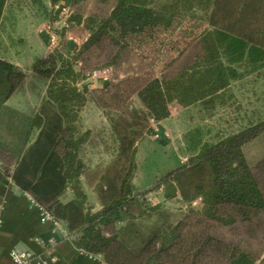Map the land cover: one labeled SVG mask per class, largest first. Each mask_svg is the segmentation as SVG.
<instances>
[{"label": "trees", "instance_id": "obj_1", "mask_svg": "<svg viewBox=\"0 0 264 264\" xmlns=\"http://www.w3.org/2000/svg\"><path fill=\"white\" fill-rule=\"evenodd\" d=\"M30 1L45 9V3L54 8L63 0ZM82 1L70 0L68 24L75 22L93 30L76 55L66 56L59 47L34 62L29 85L39 92L40 103L23 116L24 127L15 132L16 141L0 140V168L11 174L18 188L65 223L78 250L100 256L105 264H264V249L256 254L210 231V224L231 226L256 217L264 236V157L251 167L243 153L245 145L264 133V121L216 143L193 145L199 150L187 169L182 166L171 171L163 183L166 199L177 193L186 202L199 198V216L186 215L174 227L150 236L134 252L121 241L117 229V224L129 219L131 205L136 201L147 205L140 194L133 195L130 172L123 177L113 174L115 183L98 190L102 208L97 212L87 205L81 187L80 177L86 169L82 152L90 133H81L77 123L88 90L77 87L84 76L75 68L77 60L90 49L102 47L105 39L115 49L111 56L115 61L126 49L125 37L146 28H167L176 17L200 9L207 14L211 28L200 37V52L193 62L175 75L142 80L131 94L140 101L145 116L155 122L169 117V105L174 101L183 107L198 103L213 107L231 82L239 79L238 67H249L251 73L264 67V0H115L107 16H88L84 22L81 16H72V8ZM6 3L0 0V25ZM228 12L230 17L221 19V27H217L219 16ZM27 81L19 66L0 58V115L12 112L5 108L6 103ZM111 87L119 91L120 83L108 82L101 93L107 94ZM96 101L104 111L110 109L103 99ZM111 123L119 155L129 150L131 162L133 143L142 136L131 140L130 134L122 135L117 124ZM183 185L193 187L190 196ZM67 191L72 199L63 203Z\"/></svg>", "mask_w": 264, "mask_h": 264}, {"label": "rangeland", "instance_id": "obj_2", "mask_svg": "<svg viewBox=\"0 0 264 264\" xmlns=\"http://www.w3.org/2000/svg\"><path fill=\"white\" fill-rule=\"evenodd\" d=\"M66 1L54 8L45 3L44 9L30 0H7L0 25V58L18 63L28 81L22 91L6 103L5 108L14 114L4 111L0 115V140L16 141L18 132L24 127L23 116L35 110L40 103L39 92L31 90L29 85L34 62L59 47L66 56L76 55L93 30L75 22L68 24L70 2ZM114 2L84 0L72 8V16H81L83 22L88 16L105 17ZM58 6L61 9L66 7L68 12L56 9ZM226 17H230L229 12L219 16L216 26L221 27V19ZM210 28L207 14L194 9L176 17L167 28H146L141 33L125 37L123 44L126 49L115 61L111 58L115 49L109 39L104 40L102 47L90 49L76 61V70L84 76L77 87L88 90L87 101L77 123L81 133H90L82 152L86 165L83 174H89L84 182L93 187L97 202H91L99 203L101 209L98 190L102 191L106 183H115L113 174L123 177L130 172L133 195L140 194L147 205L136 201L131 205L129 219L117 224V229L120 230L121 241L134 252L150 236L174 227L186 215L199 216L202 210L199 198L186 202L177 193L174 198L166 199L163 183L171 171L182 166L187 169L190 158L199 150V146L193 145L197 142L216 143L264 121V76L256 77V80L248 78L251 69L244 65L237 68L239 79L231 82L213 107L199 103L183 107L174 101L169 105V117L160 122L146 117L140 101L131 94L142 80L175 75L187 62H193L200 52L199 39ZM236 28L241 29L240 26ZM51 36L56 40L54 45L50 43ZM103 70L109 72L106 79L92 77L94 72ZM127 80L134 82L127 83ZM110 81L120 83L119 91L111 87L107 94H103ZM96 99H103L110 109H101ZM110 120L117 124L122 135L130 134L132 137L129 139L135 140V135L142 136L141 140L136 139L133 143L136 148L131 162L127 157L129 150L119 155ZM128 124L131 127H127ZM243 153L248 165L254 167L264 157V133L245 145ZM182 188L188 196L193 193L192 186L183 185ZM87 205L91 206L88 199ZM259 222V218L253 217L251 221L239 220L231 226L210 224V231L221 239L260 254L264 249V236L258 229Z\"/></svg>", "mask_w": 264, "mask_h": 264}, {"label": "crops", "instance_id": "obj_3", "mask_svg": "<svg viewBox=\"0 0 264 264\" xmlns=\"http://www.w3.org/2000/svg\"><path fill=\"white\" fill-rule=\"evenodd\" d=\"M67 1L70 2V0ZM15 65L19 66L18 63ZM263 76L264 67L248 74V78L254 77L255 80L256 77ZM88 175L84 173L80 181L92 211H97L100 209V204L91 202V200H97L96 192L90 183L84 182ZM71 199L72 194L67 191L62 202L65 203ZM0 221V264H10V252L14 249L40 254L48 261L55 258V264H105L100 256H89L74 246L72 236L66 230L64 222L60 221L66 234L57 233L52 236L50 225L39 221L38 213L30 207L26 193L14 184L11 174H5L1 168ZM51 237L56 239V244L47 243Z\"/></svg>", "mask_w": 264, "mask_h": 264}, {"label": "built area", "instance_id": "obj_4", "mask_svg": "<svg viewBox=\"0 0 264 264\" xmlns=\"http://www.w3.org/2000/svg\"><path fill=\"white\" fill-rule=\"evenodd\" d=\"M56 9H61L59 6ZM65 13H67L66 7L61 9ZM50 43L54 45L56 43V40L53 36L50 37ZM54 49V48H53ZM108 70H103V71H98L94 72L92 74V77H103L106 79V75L108 74ZM26 198L29 202V205L32 209L36 210L39 216V221L42 224H49L51 227V234L52 236L57 234V233H62L66 234V231L64 227L62 226L61 222L57 220L51 212L46 210L42 205H40L34 198H32L30 195L26 194ZM194 205L196 204L195 202L193 203ZM1 225V221H0ZM39 241V240H38ZM48 244H56V239L54 237H51L47 240ZM44 242V241H42ZM46 243V242H44ZM56 259L52 258L51 260H46L43 258L42 255L40 254H33L28 251H21L18 249H14L10 252V264H55Z\"/></svg>", "mask_w": 264, "mask_h": 264}]
</instances>
